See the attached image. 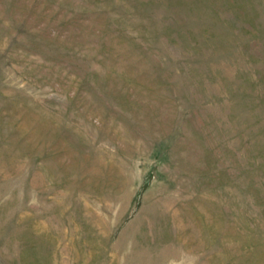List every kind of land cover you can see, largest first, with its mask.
<instances>
[{
  "label": "rangeland",
  "instance_id": "374dc122",
  "mask_svg": "<svg viewBox=\"0 0 264 264\" xmlns=\"http://www.w3.org/2000/svg\"><path fill=\"white\" fill-rule=\"evenodd\" d=\"M0 264H264V0H0Z\"/></svg>",
  "mask_w": 264,
  "mask_h": 264
}]
</instances>
